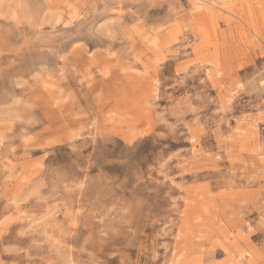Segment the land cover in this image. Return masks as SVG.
<instances>
[{
  "label": "rangeland",
  "instance_id": "obj_1",
  "mask_svg": "<svg viewBox=\"0 0 264 264\" xmlns=\"http://www.w3.org/2000/svg\"><path fill=\"white\" fill-rule=\"evenodd\" d=\"M0 36V264H264V0H0Z\"/></svg>",
  "mask_w": 264,
  "mask_h": 264
},
{
  "label": "bare ground",
  "instance_id": "obj_2",
  "mask_svg": "<svg viewBox=\"0 0 264 264\" xmlns=\"http://www.w3.org/2000/svg\"><path fill=\"white\" fill-rule=\"evenodd\" d=\"M209 3V2H208ZM198 4V3H197ZM200 5V4H199ZM83 26H85V24L83 25ZM89 28V27H88ZM5 30V29H4ZM6 30H8V29H6ZM87 30V29H86ZM89 30H90V28H89ZM88 30V31H89ZM9 31V30H8ZM2 33H3V31H2ZM18 33V32H17ZM13 35V34H12ZM4 36V35H3ZM19 36V35H18ZM13 37V36H12ZM23 37V36H22ZM21 37V40H19V42H17V40H14L13 38L12 39H8V38H6V37H2V36H0V58H3L2 57V53H6V50H7V48L8 49H11L10 47H12V48H14V47H16L17 49H23L25 46H27L28 44H29V40L30 39H32V38H22ZM39 37V36H38ZM44 36H42V38H43ZM48 38V37H47ZM18 39V38H17ZM36 39H38V38H36ZM34 40V39H33ZM31 41V40H30ZM47 42H48V40H47ZM39 43V42H38ZM45 44H49V43H46V41L44 42ZM42 43H40V45H41ZM45 44H42L41 46H38L37 45V47H39V48H37V49H41L42 48V46L43 45H45ZM52 46V45H51ZM53 46H57V45H54L53 44ZM52 46V47H53ZM41 47V48H40ZM45 47H47V45L45 46ZM49 47H50V45H49ZM51 47V48H52ZM33 48V47H32ZM31 48V49H32ZM44 48V47H43ZM54 48V47H53ZM50 49V48H49ZM56 48H54V50H55ZM16 50V49H15ZM14 50V51H15ZM24 50V49H23ZM29 50V49H28ZM33 50V49H32ZM31 50V51H32ZM42 50V49H41ZM53 50V49H52ZM44 50H42L41 52H43ZM58 51V50H57ZM8 52V51H7ZM23 52H26V51H23ZM23 52H21V53H23ZM40 51H36L35 50V53L37 54V56H35L36 54H31L32 55V58L35 56V58H34V61L35 60H39V58H36V57H41V56H43L42 55V53H41ZM16 53H18V52H16ZM19 53H20V51H19ZM27 53H30V52H27ZM32 53V52H31ZM8 55V54H7ZM17 55H20V54H17ZM21 56V55H20ZM44 57V56H43ZM9 58V57H8ZM7 58V59H8ZM15 58V57H14ZM16 59V58H15ZM18 59V58H17ZM4 60H6V58L4 59ZM28 60H29V58H28ZM40 60H42V59H40ZM1 61H2V59H1ZM9 61H11L10 59H9ZM15 61V60H14ZM30 61V60H29ZM9 63V62H8ZM11 63V62H10ZM31 63V61L29 62V64ZM34 63L35 62H33V65H34ZM22 64V63H21ZM24 64H26V62H24ZM28 64V63H27ZM4 65V64H3ZM6 65V64H5ZM18 65V64H17ZM23 65V64H22ZM31 65V64H30ZM10 66V65H9ZM12 66V65H11ZM28 66V65H27ZM7 67V66H6ZM8 68V67H7ZM3 68V69H1V70H3L1 73H0V75H2V76H4V77H7V78H9V80L8 81H10L12 84H17L18 83V81L20 80V74H21V71H19L20 69H19V67H10V68ZM24 68V67H23ZM22 68V69H23ZM5 69V70H4ZM24 69H26V68H24ZM23 69V70H24ZM28 69V68H27ZM23 70H22V72H23ZM1 78H3V77H1Z\"/></svg>",
  "mask_w": 264,
  "mask_h": 264
}]
</instances>
